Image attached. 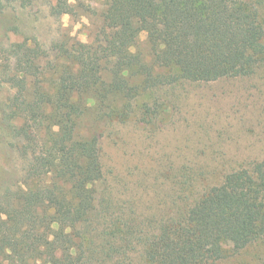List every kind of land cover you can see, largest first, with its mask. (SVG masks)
Masks as SVG:
<instances>
[{
	"label": "trees",
	"instance_id": "trees-1",
	"mask_svg": "<svg viewBox=\"0 0 264 264\" xmlns=\"http://www.w3.org/2000/svg\"><path fill=\"white\" fill-rule=\"evenodd\" d=\"M262 8L264 0H107L100 38L56 46L62 64L50 86L37 47L0 42L1 75L16 88L7 126L27 178L0 192V264H132L134 253L139 264H227L253 246L257 257L264 158L232 169L194 201L179 180L184 189L172 196L184 201L180 210L145 231L106 191L102 131L151 123L169 86L255 73L264 62ZM53 11L74 7L56 0ZM141 32L149 57L133 49ZM144 96L153 101L139 103Z\"/></svg>",
	"mask_w": 264,
	"mask_h": 264
},
{
	"label": "rangeland",
	"instance_id": "rangeland-1",
	"mask_svg": "<svg viewBox=\"0 0 264 264\" xmlns=\"http://www.w3.org/2000/svg\"><path fill=\"white\" fill-rule=\"evenodd\" d=\"M69 2L74 13L57 14L56 0H0L1 44L25 41L37 47L48 68L41 77L47 86L54 79V67L62 64L53 58L56 46L75 40L93 43L103 29L107 0ZM133 49L150 56L146 32ZM5 64L0 54V192L27 181L17 135L7 126L16 88L1 75ZM162 90L157 102L165 111L151 123L131 120L117 123L111 133L109 128L102 131L106 191L119 213L136 218L145 231L156 230L163 218L180 210L181 202H173L172 196L176 199L184 189L179 180L186 182L183 194L188 202L194 201L232 169L264 158V62L249 76L183 82ZM145 100L153 98L141 97L139 103ZM226 247L231 251L232 244ZM256 248L257 257L251 256L253 246L237 263L234 255L227 264H264V242ZM139 260L134 253L132 264Z\"/></svg>",
	"mask_w": 264,
	"mask_h": 264
}]
</instances>
